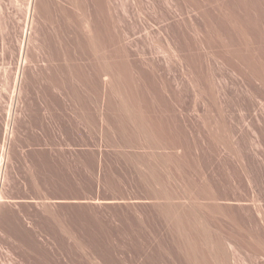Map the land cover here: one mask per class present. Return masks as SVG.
<instances>
[{"label": "rangeland", "instance_id": "obj_1", "mask_svg": "<svg viewBox=\"0 0 264 264\" xmlns=\"http://www.w3.org/2000/svg\"><path fill=\"white\" fill-rule=\"evenodd\" d=\"M60 1L54 12L58 20L55 33L46 30L39 37L49 48L44 45L41 50H33L40 61L35 68H27L26 87L16 96L17 45L13 35L20 34L28 0H0V122L2 130L7 123L9 127L5 140L0 128L1 216L8 211L0 220V259L4 264H77L73 257L81 256L86 260L84 264H95L65 233L66 229L80 232L86 249L101 242L99 247L103 250L110 243L130 255L136 242L144 240L145 224L159 227V237L170 240L165 232V225L170 226V222L153 217L151 206L135 199L153 196V192L164 188L175 202L190 205L192 198L208 201L205 191L211 187L222 193L218 202L231 207L235 201L228 194L229 186L239 181L247 187L240 160L224 143L211 138V117L194 109L192 89L181 87L187 90L191 103L188 109H182L180 101L169 102L163 83L147 80L148 69L140 64V56L127 62L119 44L91 50L71 40L62 9L70 8L67 15L75 24L80 13L78 6L84 2L74 6L72 0ZM106 1L109 9L104 16L111 14L114 18L108 21L113 27L111 32L123 31L134 51H149L154 45L166 48L163 34L148 27L158 22V5H165L166 0ZM245 1L249 8L250 46L262 50L259 53L264 55V0ZM53 33L55 37H51ZM51 40L56 41V51ZM47 57L54 58V63L47 64ZM176 64L169 57L168 79L175 76L180 82ZM256 72L259 82L264 78L263 72L258 66ZM231 80V96L238 97L237 79ZM118 88L120 95L116 93ZM55 91H59L57 96L51 94ZM262 98L249 94L246 99L260 112L255 120L257 131L251 128L248 117L242 119V124L236 122L242 114L238 107L231 109L229 122L247 144L256 146L258 159L264 165V106L259 104L261 101L264 105ZM185 118L191 121L187 127ZM160 137L167 140L166 145L157 142ZM257 137L262 140L260 144ZM239 192L246 193L242 189ZM96 197L121 201L100 203L93 201ZM77 198L93 202L70 200ZM56 199L68 200L53 203ZM196 213L210 221L209 212L200 209ZM227 216L233 218L230 210ZM30 228L35 235H30ZM99 228L109 234L98 232ZM56 248L69 256L63 260L53 253ZM162 263L169 264L166 257ZM239 264L250 262L246 258Z\"/></svg>", "mask_w": 264, "mask_h": 264}, {"label": "bare ground", "instance_id": "obj_2", "mask_svg": "<svg viewBox=\"0 0 264 264\" xmlns=\"http://www.w3.org/2000/svg\"><path fill=\"white\" fill-rule=\"evenodd\" d=\"M79 1L80 4L82 1L84 3L83 6H78L80 13L75 24L71 23L72 19L67 15L70 8L62 7L65 12V22L68 24L67 36L91 50L119 44L124 50L123 57L128 59L127 62L129 59H134L135 55L140 56L138 57L140 64L148 69L147 80L163 83L167 88L166 96L169 102L180 101L182 109H188L191 103L187 97V90L181 87L192 89L195 93L194 109L202 110L207 117H211V138L224 143L233 156L240 160V170L245 175L243 179L247 187L244 188L239 181H233L229 186L231 192L228 193L232 201H235L231 207L218 202L222 193L211 187L205 191L208 201L200 202L192 198L190 205L175 202L174 196L164 188L153 192V196L135 199V202L149 204L152 209L150 214L153 217L170 222V226L165 225V232L170 240L159 237L161 233L159 227L152 228L149 224H145L144 240L136 242L130 255L118 251L110 243L104 246L103 250L99 247L101 242L86 249L84 248L86 241L80 232L66 229L65 233L75 239L78 247L83 248L88 253V258L94 259L95 264H163L164 257L169 264H239V261L242 262L246 258L249 259L250 264H264V165L258 159L259 151L256 146L247 144L246 138L239 132L235 133L229 122L232 116L231 109L238 107L242 114L236 117V122L242 124V119L248 117L253 126L251 128L257 131L255 120L257 121L260 112L254 108L253 103H246V99L249 94L254 98L264 97V78L259 82L256 80L257 66L264 76V55H261L262 50L256 51L250 46L247 1L239 0L234 4L229 0H219L214 3L210 0H175V2L166 0L165 5H158L156 12L158 22L148 26L163 34L166 48L154 45L149 51H134L132 45L127 43L123 31L111 32L113 27H109L108 21L114 18L111 14L108 18L104 16L105 10L109 9L106 0H72V5L77 6V3L79 5ZM60 2V0H28L27 14L19 25L20 34L13 35L17 45L16 96H20L26 87L27 68H35L40 61L33 50H41L44 45L48 47L45 40L39 37L46 30L55 33L58 20L54 18V12ZM92 4L94 11L91 10ZM54 33L51 37H55ZM49 43L56 51V41L51 40ZM169 57L177 62L180 82L176 81L175 76L168 79ZM54 60L49 57L47 64L51 65ZM227 72L231 74L228 76L225 74ZM234 77L239 85L238 97L231 96L234 93L231 79ZM130 81H134L133 75L130 76ZM102 89L103 85L101 92ZM116 93L121 94L120 88ZM51 94L57 96L59 91ZM259 104L264 106L261 101ZM259 109L261 110L262 107ZM215 115L218 116L217 119H214ZM188 123L191 121L185 118L186 127ZM7 124L2 130L3 125L0 122L4 140L8 134ZM257 139L260 144L262 140L259 137ZM157 142L167 144V140L162 137L157 139ZM172 148L177 149L175 145H172ZM160 156L164 161L165 157ZM234 175L239 176L236 172ZM240 189L246 193L241 195ZM159 198L162 200L159 201ZM66 200L68 199H56L52 202L62 203ZM70 200L86 202L90 199ZM93 201L114 204L121 200L115 197H96ZM34 202L41 205L46 203ZM200 209L209 212L210 221L196 213ZM227 210L233 214L232 219L227 216ZM7 212L5 210L2 216L0 214V220L3 215L6 217ZM28 230L30 235L31 233L32 236L35 235L33 229ZM97 231L109 234L102 228ZM20 237V240L25 242V238ZM53 253L62 256L63 260L65 256H69L57 248ZM73 258H76L77 264L86 262L82 256ZM0 264H4L1 259ZM32 264L38 263L33 261Z\"/></svg>", "mask_w": 264, "mask_h": 264}]
</instances>
